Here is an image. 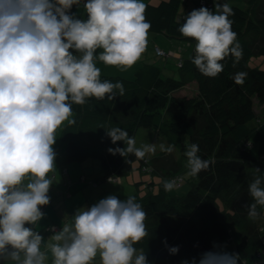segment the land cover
<instances>
[{
	"label": "clouds",
	"instance_id": "9594fccd",
	"mask_svg": "<svg viewBox=\"0 0 264 264\" xmlns=\"http://www.w3.org/2000/svg\"><path fill=\"white\" fill-rule=\"evenodd\" d=\"M81 3L86 19L71 13ZM146 7L143 0H0V262L94 264L99 257L98 264H149L145 250L134 246L150 235L147 213L134 196L109 195L78 208L58 230L49 226L47 239L37 230L45 217L41 208L50 203L49 190L58 182L56 131L65 122L76 123L73 105L124 96L123 82L101 80L96 62L126 71L140 59L151 28ZM233 15L228 3L217 2L214 10L193 9L178 29L196 41L191 62L204 76L221 73L227 57L235 64L243 56L229 19ZM246 77L239 72L234 81L243 84ZM105 134L112 144H124L107 149L113 156L143 160L157 151L155 143L137 147L136 138L120 127H109ZM159 150L171 154L175 145L161 143ZM199 151L197 144H189L183 153L186 177H196L213 163ZM161 183L166 192L177 187L174 180ZM248 193L253 202L246 205L247 216L255 221L264 215L258 211L264 209L259 168ZM162 243L170 255L178 253L179 246ZM223 247L213 244L220 250L181 264H246Z\"/></svg>",
	"mask_w": 264,
	"mask_h": 264
},
{
	"label": "trees",
	"instance_id": "16d2710c",
	"mask_svg": "<svg viewBox=\"0 0 264 264\" xmlns=\"http://www.w3.org/2000/svg\"><path fill=\"white\" fill-rule=\"evenodd\" d=\"M181 1L184 0L145 2L149 31L192 47V54L177 64V75L162 73L160 67L152 65L139 67L133 78L101 75V80L123 82L125 94L112 101L107 97L99 101L89 98L83 106L73 105L76 123L68 126L66 122L61 131L64 160L97 159L101 180L128 175L136 161L142 173H156L145 158L109 154L108 148L124 147L121 141L111 143L105 134L109 127H120L129 136L140 127L150 128L175 145L182 156L189 144H197L198 155L213 163L194 177L187 192L167 194L161 181L133 182L135 191L129 196L144 207L150 232L148 238L134 246L145 250L149 264H181L193 257L198 261L201 254L220 250L213 244L227 251L226 244L236 227L242 238L235 245V253L246 264H253L262 254L264 228L248 218L246 205L253 202L248 184L255 168L264 172V69L249 67L248 60L257 54L264 57V0L230 5L234 15L229 19L243 56L235 64L232 56L227 57L221 62L224 70L216 77L202 75L191 62L196 41L178 31L185 17L179 12ZM215 2L207 0L204 7ZM239 72L247 73L243 84L234 81ZM255 101L262 106L259 116ZM109 195L113 194L105 197ZM216 197L221 198L222 209ZM263 210L258 207V211ZM162 241L169 247L179 246L178 253L170 255Z\"/></svg>",
	"mask_w": 264,
	"mask_h": 264
},
{
	"label": "crops",
	"instance_id": "0c3cea01",
	"mask_svg": "<svg viewBox=\"0 0 264 264\" xmlns=\"http://www.w3.org/2000/svg\"><path fill=\"white\" fill-rule=\"evenodd\" d=\"M146 1L157 2L158 0H143L144 3ZM184 2H186V0H184ZM185 5L187 6V2ZM191 11L192 8L185 9L183 11V16H186ZM71 13H74L79 19L87 18L83 3L79 6H73ZM175 40H178V42L173 41V38H169L163 33L148 31V43L146 50L131 68H128L125 71L115 66H106L100 61H97L96 65L101 69V75L105 76L133 78L136 70L144 65L160 67L162 73H166L170 66L178 64L182 59L188 58L192 54L191 46L182 40ZM157 49L164 51L165 54L163 56L157 55ZM100 51L102 50L98 49L97 54ZM175 67L177 68L178 66ZM64 124L57 129V139L53 145V148L57 153L55 166L57 173L56 181L58 182L54 183L49 190L48 195L50 197V203L47 206H43L42 212L45 213V217L37 225V230L41 232L45 239L51 235V232L46 230L47 227L55 226L58 230L63 226L65 221L70 219V216L74 214L76 209L81 207H90L99 200L103 199L106 195L112 194L109 189H101L100 186L97 185L95 180L96 178L94 176L98 173L91 174L89 170L93 169L92 166L94 167V163H91L87 159L69 163L65 162L64 147H61V144H59ZM115 180L122 182L121 178H117ZM259 226L263 227V224ZM240 238H242V233H239V237L237 234L236 236H231L228 239V242L232 243ZM261 259H264L263 253L261 254ZM98 261L99 257H97V260L94 261V264H98ZM0 264H5V262H0ZM258 264H260V262Z\"/></svg>",
	"mask_w": 264,
	"mask_h": 264
},
{
	"label": "rangeland",
	"instance_id": "374dc122",
	"mask_svg": "<svg viewBox=\"0 0 264 264\" xmlns=\"http://www.w3.org/2000/svg\"><path fill=\"white\" fill-rule=\"evenodd\" d=\"M219 3H228L229 5L237 4V5H244L245 0H215ZM187 2V6L185 5ZM186 2L181 1L179 12H183L185 9L192 10L195 7V3L197 0H186ZM189 7V8H185ZM209 10H214V4L210 7H208ZM173 41L178 42V40L173 39ZM171 61V60H170ZM173 62V61H171ZM177 64H174L173 66H170L168 70L166 71L167 74L174 73L177 71L176 67ZM248 66L249 67H259L261 69H264V57L262 55H252L250 59L248 60ZM166 74V75H167ZM173 75H177V73H174ZM187 94V93H186ZM188 94H191L189 92ZM183 95V94H180ZM255 113L259 116L262 106L255 101ZM66 123V122H65ZM136 138L137 147H139L143 143H155L157 145V151L154 155H146L145 159L148 160L149 165L151 167V170H154L156 173H150V172H144L142 173L138 168V161L134 163V170H132L128 175L121 177L122 182L116 181L115 179H108V180H101V168L100 163L97 159L93 158H86L91 163H94L93 169H89L91 174H96L94 177L96 178L97 185L100 186L101 189L107 188L110 190V192L113 195H116L119 199L123 200L132 192L135 191V186H133V182L138 180L146 181V183H149L150 181H154L155 183H158L159 181L163 180H176L177 187L174 188L172 191L167 192V194L170 195H179L187 192V190L190 188L192 183L194 182V177H186L187 169L185 167L186 165V157L182 156L178 150L177 147H175V150L171 154H166L164 152H161L159 150V144L164 143L165 145H168L167 141L163 139L160 135L155 133L150 128H138L137 131L133 135ZM59 144H61V147L64 146V144L60 141ZM65 148V147H64ZM152 172V171H151ZM91 176V175H89ZM92 177V176H91ZM90 177V178H91ZM127 181V183H126ZM122 183V184H121ZM141 185V184H140ZM157 188V186H155ZM142 192V189L140 190ZM216 204L218 205L219 209H222V200L220 197H216L215 199ZM264 212V210H263ZM257 224L261 225L263 224L264 227V215H262L259 219L256 220ZM239 231L236 227L232 228V234L231 236H236V234L239 237ZM240 239L235 240L232 243L227 242L226 247L227 251L229 253H234V247L236 243Z\"/></svg>",
	"mask_w": 264,
	"mask_h": 264
},
{
	"label": "built area",
	"instance_id": "2783aa9c",
	"mask_svg": "<svg viewBox=\"0 0 264 264\" xmlns=\"http://www.w3.org/2000/svg\"><path fill=\"white\" fill-rule=\"evenodd\" d=\"M207 4V0H199V2H198V4H196V8L197 9H199L200 7H204L205 5ZM165 53H164V51H162V50H159V49H157V55H161V56H163ZM81 178H83V177H81ZM117 179V178H116ZM175 181H179L178 179H176ZM176 182V183H177ZM43 210V206H42V208H41V211ZM48 229V227L46 228V230ZM262 243H263V248H262V253L264 254V237L262 238ZM260 260H261V256H260V259L258 260V261H256L255 263H253V264H258L259 262H260Z\"/></svg>",
	"mask_w": 264,
	"mask_h": 264
}]
</instances>
